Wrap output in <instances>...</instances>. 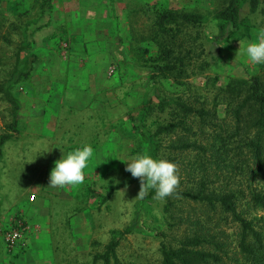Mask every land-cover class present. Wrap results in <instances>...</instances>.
Segmentation results:
<instances>
[{"label":"rangeland","instance_id":"obj_1","mask_svg":"<svg viewBox=\"0 0 264 264\" xmlns=\"http://www.w3.org/2000/svg\"><path fill=\"white\" fill-rule=\"evenodd\" d=\"M48 3L49 9L43 4V0H0V82L10 75L13 53L21 39L20 33L26 25V31L32 41L29 51L35 56L30 78L16 82L10 88L20 105L16 132L7 126L11 121V104L0 92V135L11 134V137L2 143L0 152V264H25L19 262L22 257L19 255L26 249L37 250V254H29L32 259H37L36 264H88L93 254L103 250L112 230H121L128 226L131 231L120 238L115 249L118 264H160V242L176 245L184 236H191L194 228L190 221L197 216L201 217L206 209L199 203L179 199L175 193L168 197L172 202L168 213L163 211L165 200L160 201L153 197L136 198L140 181L137 178L129 181L133 177L125 171V167L126 163L138 155L146 153L138 134L132 132L130 122L127 132L123 131L128 140L124 139L120 143L116 151L120 156L113 159V166L101 169L94 177L86 176L82 184L74 186L71 193L73 196L69 195L68 190L59 187L54 189L56 194L52 190L44 191L43 194L38 192L37 195L40 196L46 194L41 200L44 204L43 214L41 208L37 206L35 211V208L27 203V197L34 192L31 188L38 186L37 179L49 178L51 167L45 164L48 159L45 143L31 142L26 136L31 135V132L57 134L51 132L50 122V118L54 116L58 119L57 109L58 114L69 116L60 103L63 98L58 100L61 89L50 86L51 78H59L56 70L52 68L51 55L72 54L71 49L64 46L65 41L61 40L63 35L59 30L63 26H58V23H67L73 28L91 24L94 29H99L98 33L106 34L110 31V25L116 23L117 17L122 14L129 27L127 34L115 36V40L132 56L135 54L137 43L140 46L145 45V37L150 27L148 9H151V6L202 15V24L188 27L186 30V36H193L196 44L188 66V76L182 79L183 86L172 88L165 83L164 88L160 85V92L181 97L188 95L192 104L196 105L201 101L207 107L215 105L217 119L221 120L226 128L233 123V117L228 109L224 111L223 85L227 81L239 80L256 73L264 76V64L250 63L241 50L248 43L258 42V34L264 30V0H260L254 14L247 15L245 8L242 11L247 15L250 24L247 36L227 34L218 42H214L216 28L213 14L224 5V0H49ZM206 62L209 65H206ZM109 63L104 65V69ZM115 63L121 71H125L123 61L116 60ZM134 75L135 80L122 89H129L130 99L123 104L118 101L112 111L108 108L101 117H110V120H105L106 123H102L100 117L96 124L93 122L91 127L96 132L101 133L105 126H116L128 112L136 113L134 111L147 87V79L145 70L139 69ZM214 76L217 80H213ZM61 81L59 79V82ZM61 119V125L58 124L56 130L58 128L64 133L71 126L65 125L66 119L63 116ZM252 119L254 120L252 111H241L242 122L249 124ZM76 121L77 119H74L73 122ZM71 128L74 129L75 126ZM82 129L86 134L87 129ZM256 130L257 127L249 126L247 135H254ZM227 132L229 131L225 133ZM262 135L264 137V132ZM31 144H38L39 150L32 151ZM242 151V155L246 153V150ZM252 184L254 187L258 186L255 182ZM114 185L123 186L113 189L107 199L102 201L101 196ZM184 185L179 184L178 189ZM240 186L245 189L243 182H240ZM208 214L211 225L217 224L214 230L218 240L226 244L225 249L230 255L236 250V222L218 211ZM251 214L264 215V209H255ZM16 215L25 219L29 225L26 245L22 250L7 251L1 231ZM95 264L101 262L97 261ZM221 264L236 262L224 260Z\"/></svg>","mask_w":264,"mask_h":264},{"label":"trees","instance_id":"obj_2","mask_svg":"<svg viewBox=\"0 0 264 264\" xmlns=\"http://www.w3.org/2000/svg\"><path fill=\"white\" fill-rule=\"evenodd\" d=\"M48 2L43 0L49 9ZM259 3L260 0H224V5L213 14L214 42L223 40L227 34L247 36L250 27L247 15L254 14ZM244 8L247 15L242 13ZM148 11L150 27L145 45L137 43L135 54L129 57H133L131 60L140 70H145L147 79L139 105L133 110L136 113L128 115L131 129L144 144V153L177 165L179 184L185 185L177 187L175 195L206 209L201 217L190 221L194 228L191 236H184L176 245L160 242V264H221L224 260L236 264H264V215L251 214L255 209H264V76L256 73L223 85L224 111L228 109L233 117V123L227 129L217 119L215 105L207 107L202 101L196 105L188 95L161 93L160 85L164 88L165 83L172 88L183 86L182 79L188 76L196 44L193 36H186V30L202 24L203 16L154 5ZM27 27H23L15 47L10 75L0 82V92L11 104V121L7 126L13 132H16L20 105L10 88L12 84L30 78L35 58L29 51L32 41ZM59 31L63 35L61 40L70 49L72 34H67L66 28ZM112 66L114 72L120 69L115 62ZM246 109L254 114V120L249 124L241 121V111ZM249 126L257 127L252 136L247 135ZM10 137V133L0 135V152L2 143ZM242 150H246L243 155ZM132 180L136 178L129 181ZM240 182L244 183L245 189L241 188ZM253 182L258 186H252ZM120 186L123 185L109 187L101 196L102 201ZM154 196L155 189H149L143 199ZM164 200L163 211L168 213L172 202L168 197ZM211 211L229 216L238 226L236 250L230 255L225 249L226 244L216 236L214 228L217 224L211 225L208 214ZM130 231V226L112 230L103 250L93 254L88 264L97 261L118 264L116 246Z\"/></svg>","mask_w":264,"mask_h":264},{"label":"crops","instance_id":"obj_3","mask_svg":"<svg viewBox=\"0 0 264 264\" xmlns=\"http://www.w3.org/2000/svg\"><path fill=\"white\" fill-rule=\"evenodd\" d=\"M64 24L62 25L59 22L58 26H63V29L67 28V34H72L73 40L69 45L72 54L68 56L63 54L51 55L53 57L52 68L56 70L59 78H51L50 86L61 89V95L58 100L63 98L60 103L63 104L69 116L58 114L57 109L58 119L56 120L55 116L50 118L51 132H56L57 134L45 135L32 134L31 132V135H27L26 138H29V141L34 143H45V151L48 152V159L45 164L51 167L49 175L55 167L56 161L66 158L68 153L77 148H83L85 145L91 146L93 156L89 159V164L87 163V167L84 169V175L85 178L86 176L94 177L95 174H99L101 169L113 166V159L120 156L116 151H118V147L124 139L128 140V137L123 135V131L127 132V125L130 122L128 115L131 112H128V110L125 118H121L116 126H109L108 128L105 126L101 133L96 132L91 125L93 122L96 124V121L98 122L99 120L98 118L105 115V111L108 108L112 111L115 103L119 101V103L123 104L130 99L129 89L126 91L122 89L127 88L128 83L135 80L134 72L139 70V66L132 61L133 57H131L132 60L129 58L130 55L123 50L122 44L115 40V36L120 37L123 34H127L126 30L129 27V23L122 14L117 17L116 23L110 25V31L106 34L98 33L99 29H94L91 24L81 28H73L70 24ZM116 60L124 62L125 71L119 69L118 72L107 74V67ZM108 62H110L109 65L104 69V65ZM59 79L62 81L59 82ZM62 116L66 119L65 125L75 126V128L69 127V130L66 129L64 133L58 128L56 130L58 124L61 125ZM73 118L77 119L75 123ZM106 119L110 120V117L101 118V122L106 123ZM82 128L87 129L86 134H84ZM38 146V144H31L32 151L37 152L39 150ZM48 181L49 178L44 179V177L43 179H37L36 183L38 186L30 187L34 191L31 194L36 193V197L32 201H29L27 197V203L31 204L35 211L37 206L41 208L42 214L44 212V204L41 200L45 198L46 194L40 196L37 193L41 192L43 194L44 191L52 190L56 194L54 189L57 187H49ZM73 188L74 186L64 187L66 191L68 190L69 195L73 193ZM14 218H20V216L16 215L12 220ZM29 254H37V250L31 251L29 249L27 251L26 249L19 255H22L19 262L36 264L38 262L37 259H32Z\"/></svg>","mask_w":264,"mask_h":264},{"label":"clouds","instance_id":"obj_4","mask_svg":"<svg viewBox=\"0 0 264 264\" xmlns=\"http://www.w3.org/2000/svg\"><path fill=\"white\" fill-rule=\"evenodd\" d=\"M252 64H264V30L258 34V42L248 43L241 49ZM46 152V151H45ZM93 156V149L89 145L77 148L67 154L66 158L55 162V167L49 175V187L64 188L76 186L84 182V169ZM125 171L140 181L139 192L136 196L143 199L149 189H155L156 200L163 201L172 196L179 186L177 165L164 159H154L147 154L138 155L131 162L126 163Z\"/></svg>","mask_w":264,"mask_h":264},{"label":"built area","instance_id":"obj_5","mask_svg":"<svg viewBox=\"0 0 264 264\" xmlns=\"http://www.w3.org/2000/svg\"><path fill=\"white\" fill-rule=\"evenodd\" d=\"M106 70L107 74H112L114 72V66L110 65ZM33 198L34 194L28 196L29 201H32ZM23 220L22 218H14L6 228L2 229L1 236L7 251L22 250L25 248L29 225Z\"/></svg>","mask_w":264,"mask_h":264}]
</instances>
